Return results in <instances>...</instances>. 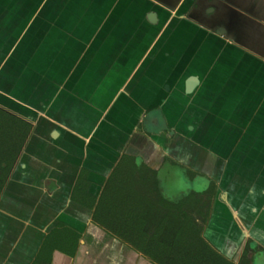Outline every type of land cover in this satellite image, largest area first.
Listing matches in <instances>:
<instances>
[{
	"label": "crops",
	"instance_id": "0c3cea01",
	"mask_svg": "<svg viewBox=\"0 0 264 264\" xmlns=\"http://www.w3.org/2000/svg\"><path fill=\"white\" fill-rule=\"evenodd\" d=\"M217 1L236 15L239 23L230 37L238 42L230 46L224 37L219 49L202 25L189 23V37L205 38V50L195 52L194 45L190 56H154L172 59L176 66L170 70L168 61H162L168 64L163 72L167 78L158 74L153 82L158 84L152 86L150 66L155 60L147 57L148 33L160 25L165 28V19L151 30L146 17L133 18L132 0H59V17L54 12L45 20L63 26L61 34L48 38L51 45L40 57L38 51L33 56L19 52V60L14 58L7 69L9 80L1 83L3 91L21 100L51 95L53 116L48 119L63 132L57 137L50 132L49 139L57 144H49L58 147L52 159L35 157L31 148L24 161L16 162L0 196V264H32L58 224L77 233L79 245L74 258L56 251L53 264H154L96 223L94 208L73 198L84 177L90 183L89 196L99 199L124 155L139 158L157 175L171 163L190 172L189 179L209 177L210 183L197 192L211 186L216 192L212 199L204 197L212 211L203 222L205 239L235 263L248 251V264H254L264 251V0H213L216 8ZM17 6L0 2V22ZM71 26L74 33L68 32ZM1 50L0 70L11 54ZM44 55L46 63L52 56L54 65L60 58L62 71L43 70ZM182 57L191 69L179 66ZM174 74L181 85L173 80L171 90L184 95L190 75L201 79L185 96L186 104L164 94V84ZM155 107L161 108L168 127L177 130L175 136L152 139L141 133V123ZM30 123L33 131L35 124ZM165 214L158 197L147 195L145 228L152 233Z\"/></svg>",
	"mask_w": 264,
	"mask_h": 264
},
{
	"label": "trees",
	"instance_id": "16d2710c",
	"mask_svg": "<svg viewBox=\"0 0 264 264\" xmlns=\"http://www.w3.org/2000/svg\"><path fill=\"white\" fill-rule=\"evenodd\" d=\"M24 10L10 11L16 13V17L13 15L11 20H20L19 27L23 22L21 18ZM5 41L4 49L8 51L11 40ZM31 131V123L0 107V194ZM83 183L84 180L80 177L73 198L94 208L93 220L124 242L130 243L137 251L149 254L155 262L233 264L203 239L202 223L208 219L210 204L204 201L202 193L192 192L175 202L162 199L156 172L129 156H125L114 169L98 202L89 196ZM206 193L213 196L215 190L211 188ZM147 195L157 196L166 211L152 233L145 228L146 218L143 215ZM190 210L195 211L198 216L193 217ZM146 242H149L147 248L143 245ZM167 261L170 263H166Z\"/></svg>",
	"mask_w": 264,
	"mask_h": 264
},
{
	"label": "water",
	"instance_id": "95a60500",
	"mask_svg": "<svg viewBox=\"0 0 264 264\" xmlns=\"http://www.w3.org/2000/svg\"><path fill=\"white\" fill-rule=\"evenodd\" d=\"M22 1L23 0H10L9 3V0H4V2L1 3L6 4L8 2L10 4L9 6H11L12 4L21 6L23 4ZM186 1L187 0H132L134 6L131 10H134V14H133L134 19H137L138 17L137 14H139L140 15L139 18L146 17L147 21L151 25H158L159 23H162L161 19H165L167 21L165 28L161 29L162 25H160L158 29L149 31L148 33L151 39V48L147 57L150 58L151 60L153 59L154 56L157 55L164 56L165 58H167L166 56L173 57V55L176 54L177 52L179 55L182 54L184 55L186 54L185 48L188 47L187 44L192 40H194L196 48L198 50L196 52H200L201 50L204 49L205 38H201V36L200 37L194 36V38L192 36L189 37V35L191 34V30H189L187 26H189L190 24L187 20V17L185 16V9H183L185 6L184 3H186ZM122 3L123 2H119L117 4V9H115L116 12L118 8H120ZM23 8L25 9L24 15L21 18V20L23 19V22L19 27V32L17 33V39L16 40L14 38L11 39L10 48H8V53L10 52L11 54L10 56L7 57L5 64L1 66V70H0V107L35 124V129L32 131L29 139L27 140V143L25 144L21 152L22 159L19 157L18 161L21 160L24 161L23 157L28 156V154L32 153L31 148H34V150L33 149L32 150L35 157L37 155L39 158L45 160L49 155V158L52 159L55 156L56 152H58V149H56L58 147L55 146L56 148L54 147L52 148V145L49 144L50 142L57 144V142H53L52 139L51 140L49 139L50 132L53 135V137H57L60 132H63V130L61 127L58 126V123L52 122L51 120L48 119L50 117L52 118L53 116L50 111L51 95L49 96L43 95V97L39 96V97H35L34 99L28 98L25 100H21L20 98L15 97L13 95L11 96L8 95V93L5 92V90L3 91V88L1 87V83H3L4 80H9L8 77L9 73L7 74V69L11 67L12 63H15L14 58L15 60L16 59L19 60L18 57L19 52L20 53L23 52L24 54L27 55L32 54L33 56L35 54L34 52L38 51L37 55L40 57V55L46 52V48L51 45V42L48 40V38L52 37L54 34H61V29L63 27L61 25L53 26V23H48V20H45V18H43L44 20L41 18L42 22L41 24H39L40 19L38 18V12H37L38 5H36V7L34 8H30V6L25 5L21 9ZM33 16L35 17V22L34 21L32 22ZM71 27H70V31L68 30V32L74 33ZM34 30H38L37 33H32V31ZM204 32L209 36H211V34L206 30ZM229 32L230 31H228L227 29L220 28L217 30V35L219 36L225 35L227 42H229L231 44L230 46H232L233 42H238V39L236 38L232 39L230 35H232L233 32H230V34ZM175 34L178 35L180 34L181 37L179 39H176ZM12 41H15L16 45L11 44L13 43ZM220 41L222 42L221 39ZM213 45L214 47H216L218 43L214 41ZM217 47L220 49L221 44ZM44 56L45 57L41 61V68L43 70H46V68L48 67L49 69L51 68L57 72L62 71V68L60 66V62H61L60 58H58L57 60V62H59V65L58 63L57 65H54L56 62L52 61L51 59L53 58L52 56L51 58H49L50 61L48 63H46V59H47L46 55ZM162 61H168V63L170 64V70H173L174 66H176V64L173 63L172 59L171 62H169V60L156 59L152 64L150 63L151 64L150 83L156 81V78L154 77H157V75L159 74L158 72L161 71L160 68L162 64H164L162 63ZM178 64L181 68L191 69V63H189V60L185 61L183 60V57L181 61L178 62ZM167 65L164 64L163 66H167ZM141 67L142 65L139 66V68ZM136 77L137 76L132 77L134 78V81H136ZM173 80L174 79H172L171 82H173ZM200 82L201 79L198 76L190 75L185 81L186 94L187 95L192 94L196 89V87L200 85ZM170 89H171V85L167 84L165 86V90L168 92L170 91ZM123 90L124 92L129 93L128 89L125 90L123 88ZM43 92L45 94V90ZM166 94H170V93H166ZM170 96L172 99L173 97L172 94ZM170 106L171 105L167 104L165 108L168 109V107ZM185 108H188V106ZM59 124H64V123L59 122ZM59 147L61 148L62 144H60ZM29 159L31 160V158H28V160Z\"/></svg>",
	"mask_w": 264,
	"mask_h": 264
},
{
	"label": "flooded vegetation",
	"instance_id": "af4514ba",
	"mask_svg": "<svg viewBox=\"0 0 264 264\" xmlns=\"http://www.w3.org/2000/svg\"><path fill=\"white\" fill-rule=\"evenodd\" d=\"M215 2H213V0H187L183 9H185V16L187 17V20L189 23L192 24H200L202 25V27L209 32L210 30V34L211 36H213L212 38L216 43H218L217 46H219L221 44L220 39L223 41V38L225 37V35H217V30L220 28L223 29H228V31L233 32V26H236L239 21L237 19V17H235L236 15L233 13V11H229L226 9V6L223 5L221 2L217 1L216 2V6L218 8L215 7V5H213ZM222 4V5H220ZM147 5V4H146ZM5 20L6 18H4L1 22H0V30H2L4 28V24H5ZM186 25V24H185ZM189 27V26H187ZM230 29V30H229ZM2 32V31H1ZM229 32V34H230ZM233 34V33H232ZM1 36V35H0ZM193 38L194 36H196V34L191 35ZM210 36V37H211ZM171 37V36H169ZM176 39L180 38V35L175 34ZM4 36L0 37V51H2L1 49L5 48L6 45V41L4 40ZM194 42V41H193ZM193 42H189L187 44L188 47L185 48V55H190L191 52H193V46L195 45V43ZM196 46V45H195ZM198 51L197 49L195 50V52ZM202 51V50H201ZM200 51V52H201ZM190 52V53H189ZM155 60V59H153ZM188 61V60H187ZM152 63V61L150 62ZM165 65H167L166 63H164ZM163 64V65H164ZM164 68H168V66H162L160 69L161 71L159 72V77H163L166 72ZM166 75V74H165ZM168 75V74H167ZM166 75V78H167ZM170 76V75H169ZM178 76L176 74L171 75L169 78L174 79L175 84L177 86H179V84L181 85V83H179V78H177ZM171 79V80H172ZM172 83L174 82H168L164 84V87L169 84L172 85ZM158 83H151L152 86H156ZM179 88V87H178ZM165 89V88H164ZM172 90L170 89V91H164V94L166 93H171ZM180 90L176 91L174 90V93L177 95L179 94ZM187 94L183 95L184 97ZM190 95V94H189ZM187 95V96H189ZM172 99H177L175 97H172ZM185 99H189L188 97H185ZM170 103V101L168 102ZM151 112H156L158 113L157 118H152V120H150L152 128H148L147 126H142L144 125L145 120L141 123V127H143V131H141V133H143L144 135H147L148 137H151L152 139H156L159 136H175V134L177 133L175 130V132H173L168 125L166 124V117L164 116L161 108L159 107H155L152 108L147 114L149 115V113ZM147 115V117H148ZM24 119V118H23ZM26 120V119H25ZM28 121V120H27ZM29 122V121H28ZM30 123V122H29ZM32 125V124H31ZM204 140V139H203ZM21 155V154H20ZM124 156H129L130 158H135L138 162H139V158L135 157V156H131V155H124ZM124 156L121 157L120 161L124 158ZM20 157V156H19ZM119 161V162H120ZM168 161V160H167ZM166 161V162H167ZM119 164V163H118ZM166 164V163H165ZM16 165V164H15ZM145 165V164H144ZM118 166V165H117ZM116 166V167H117ZM146 168L149 169V167H147V165H145ZM144 166V167H145ZM165 166V165H164ZM15 167V166H14ZM13 167V169H14ZM115 167V168H116ZM12 169V171H13ZM11 171V173H12ZM190 174V172L188 173ZM187 174V177H188ZM11 175V174H10ZM85 179H87V176L85 177ZM84 180V177H83ZM86 182H88L87 184L84 182L83 186L86 187V191L89 192V181L86 180ZM108 182V181H107ZM107 184V183H106ZM6 186V185H5ZM106 186V185H105ZM5 188V187H4ZM3 188V190H4ZM105 188V187H104ZM213 188L212 186L209 187L207 189V191L209 189ZM104 190V189H103ZM205 191L204 193H202V195L204 197L208 196L210 197V199L214 198L216 194L209 195L207 194ZM3 192V191H2ZM1 192V194H2ZM103 192V191H102ZM216 193V192H215ZM0 194V196H1ZM102 194V193H101ZM100 194V196H101ZM83 195V194H82ZM100 198V197H99ZM99 199H97L96 201L98 202ZM205 201V200H204ZM96 202V204H97ZM211 213H209V216H211ZM208 216L207 221L210 219ZM203 226V223H202ZM104 228V227H103ZM109 234H111L112 236L118 238L119 240H121L119 237H117L116 235H114L110 230L104 228ZM202 236L204 241L211 247L213 248L215 251H217L204 237L203 235V231H202ZM123 241V240H121ZM124 242V241H123ZM126 244H128L129 246H131L136 252H138L139 254L143 255L144 257L149 258L154 264H159L157 262H155V260L147 253L145 252H141V251H137L130 243L125 242ZM78 245H79V236L77 233H75L73 230L68 229L66 226L62 225V224H58L57 227L55 229H53V231H51L46 239L44 240L35 260L33 261L32 264H53V256L54 253L56 251H59L71 258H74L76 256L77 250H78ZM145 248L149 247V242H146L143 244ZM218 253H220L219 251H217ZM224 258H226L228 261L232 262L233 264H248V251H245L243 253V255L241 256L240 260L238 263H235L232 259H229L228 257H226L225 255H223L222 253H220ZM166 263H170V261H167ZM174 263V261H173ZM175 264H178L175 262Z\"/></svg>",
	"mask_w": 264,
	"mask_h": 264
},
{
	"label": "rangeland",
	"instance_id": "374dc122",
	"mask_svg": "<svg viewBox=\"0 0 264 264\" xmlns=\"http://www.w3.org/2000/svg\"><path fill=\"white\" fill-rule=\"evenodd\" d=\"M0 2H4V0H0ZM22 3L23 4L21 6H17V11H20V9L22 7H24L25 5L30 6V8H34V7H36V5H38L37 12H38V18L40 19L39 24H41V22H42L41 18L43 19V18L50 17V14L54 13V12H55V18H57V17H59L58 15H60V13H61L59 5H58L59 0H55V1L54 0L53 1L52 0H32V1L31 0H23ZM6 5L9 6L10 4L8 5V3H7ZM13 5L14 4H12V6ZM262 6H264V2L262 4ZM47 7H49V8L53 7V8H55V10L53 11V8H52V11H51V9H49L47 11V9H46ZM157 9H158V7H157ZM6 16H7V19L5 20L4 28L2 30H0V35L4 36L5 39L11 40L14 37L13 34L15 32H18V29H19L18 24H20V21L16 22L14 20H11L14 17H13V15L10 14V11L6 12ZM33 21L35 22L34 16L32 18V22ZM153 27H157V26L149 25V29L152 30ZM71 29H73V27H71ZM37 31L38 30H34V31H32V33H37ZM12 42L13 43H11V44L16 45L15 41H12ZM172 92L170 94H172L173 97H177L176 101H179V103L186 104L188 102V99H185V97L183 96L184 93H181V91L177 95L174 92L173 93ZM180 107H181V105L179 107H176V108H180ZM157 116H158V113H156V112L149 113L148 117L145 118L144 125H142V126H144V127L147 126V129L152 128L150 120H152V118L153 119L157 118ZM177 169L178 168L173 167V165L171 163H166L165 166L160 170V172L163 170L166 173V179L169 181V183H174L176 180H178L180 178L177 171H176ZM159 181H160V183H158L159 184V190L161 192V182L162 181L161 180H159Z\"/></svg>",
	"mask_w": 264,
	"mask_h": 264
},
{
	"label": "clouds",
	"instance_id": "9594fccd",
	"mask_svg": "<svg viewBox=\"0 0 264 264\" xmlns=\"http://www.w3.org/2000/svg\"><path fill=\"white\" fill-rule=\"evenodd\" d=\"M176 171L180 178L174 183H169L166 179V173L163 170L157 175V178L162 181L160 195L162 199L169 202H175L179 198L187 196L192 192L202 191L210 183V178L206 175L197 174L192 179H189L184 169L179 168ZM262 257H264V251L257 254L254 259V264H261Z\"/></svg>",
	"mask_w": 264,
	"mask_h": 264
}]
</instances>
